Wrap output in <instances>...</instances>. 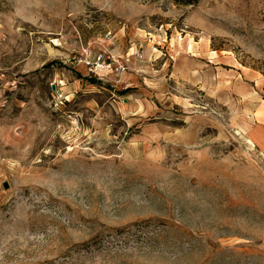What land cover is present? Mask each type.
<instances>
[{
    "label": "rangeland",
    "instance_id": "374dc122",
    "mask_svg": "<svg viewBox=\"0 0 264 264\" xmlns=\"http://www.w3.org/2000/svg\"><path fill=\"white\" fill-rule=\"evenodd\" d=\"M0 264H264V0H0Z\"/></svg>",
    "mask_w": 264,
    "mask_h": 264
},
{
    "label": "trees",
    "instance_id": "16d2710c",
    "mask_svg": "<svg viewBox=\"0 0 264 264\" xmlns=\"http://www.w3.org/2000/svg\"><path fill=\"white\" fill-rule=\"evenodd\" d=\"M173 1L178 4H184V5H191L199 2V0H173Z\"/></svg>",
    "mask_w": 264,
    "mask_h": 264
},
{
    "label": "bare ground",
    "instance_id": "6f19581e",
    "mask_svg": "<svg viewBox=\"0 0 264 264\" xmlns=\"http://www.w3.org/2000/svg\"><path fill=\"white\" fill-rule=\"evenodd\" d=\"M247 142H250L251 144H253V141L251 139H249V141H247Z\"/></svg>",
    "mask_w": 264,
    "mask_h": 264
},
{
    "label": "water",
    "instance_id": "95a60500",
    "mask_svg": "<svg viewBox=\"0 0 264 264\" xmlns=\"http://www.w3.org/2000/svg\"><path fill=\"white\" fill-rule=\"evenodd\" d=\"M53 89H55V85H53Z\"/></svg>",
    "mask_w": 264,
    "mask_h": 264
},
{
    "label": "built area",
    "instance_id": "2783aa9c",
    "mask_svg": "<svg viewBox=\"0 0 264 264\" xmlns=\"http://www.w3.org/2000/svg\"><path fill=\"white\" fill-rule=\"evenodd\" d=\"M89 64V63H88Z\"/></svg>",
    "mask_w": 264,
    "mask_h": 264
}]
</instances>
